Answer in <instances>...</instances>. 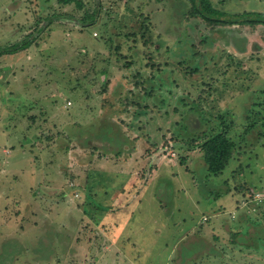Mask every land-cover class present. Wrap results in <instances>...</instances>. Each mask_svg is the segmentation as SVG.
Here are the masks:
<instances>
[{
    "label": "rangeland",
    "instance_id": "rangeland-1",
    "mask_svg": "<svg viewBox=\"0 0 264 264\" xmlns=\"http://www.w3.org/2000/svg\"><path fill=\"white\" fill-rule=\"evenodd\" d=\"M82 3L0 0V47L33 39L0 55V264H264V25L211 29L187 0ZM222 130L234 155L211 174L201 144ZM123 189L132 219L102 229ZM104 232H125L119 251L99 255Z\"/></svg>",
    "mask_w": 264,
    "mask_h": 264
},
{
    "label": "trees",
    "instance_id": "trees-1",
    "mask_svg": "<svg viewBox=\"0 0 264 264\" xmlns=\"http://www.w3.org/2000/svg\"><path fill=\"white\" fill-rule=\"evenodd\" d=\"M60 1L64 3L75 2L79 7L83 6L82 0ZM187 1H189L191 4L188 14L200 17L203 23H205L211 29H216L221 25H248L251 27L264 25V12L250 11L236 14H227L217 9L213 5L211 0ZM100 9L101 3L97 2L96 7L92 11V13H88V15L83 18L81 22L85 26L94 24L98 18ZM44 28L45 26H43V28L41 29ZM32 42L33 39L28 38L23 40L22 42H17L13 45L0 47V55L12 54L20 50H25L30 47ZM201 148L204 152V158L209 173L220 174L225 170L231 158H233L235 142L228 135L226 130H222L207 136L202 142Z\"/></svg>",
    "mask_w": 264,
    "mask_h": 264
},
{
    "label": "crops",
    "instance_id": "crops-1",
    "mask_svg": "<svg viewBox=\"0 0 264 264\" xmlns=\"http://www.w3.org/2000/svg\"><path fill=\"white\" fill-rule=\"evenodd\" d=\"M137 146L138 145H135L134 147L138 148ZM128 159H130V158H127V160H125L126 163H127ZM128 176H129L128 179L131 180V181H136V180H138L137 178H139L137 172H132V173L128 174ZM126 192H127L126 189H123L121 191L120 190H117V191L114 190L112 195L115 198L111 199L112 204H109V203L105 204L106 208H104L103 210H96L95 209L96 207L93 206L95 211L102 212L101 213L102 218H100L99 221H98V226L99 227H101L102 229L107 230L108 222L111 224V221H113V223L116 225L117 221H119V219L121 218L120 215L123 214L124 212H127L128 214L132 215L131 216V219H132L133 214H134L133 210L132 211H127V209L122 208L123 206L126 207V206L130 205V203L132 204V200L133 199H132L131 195H130V197H131L130 198L128 193H126ZM127 197H129V198L126 199ZM91 212L92 211H90V210L88 211L87 210V213H89L90 215H91ZM93 214H94V212H93ZM109 214L111 215V217L113 216L114 219L110 220L111 218H108ZM101 215H100V217H101ZM131 219H129V221H131ZM102 235H103V236H101V238L103 240L102 241L103 242L102 246L103 247L105 246V247L99 252L100 253L99 255H104L105 256L106 252H108L107 250L110 248V246H113V248L116 250L115 247H116L117 244H124V240L123 239H124L125 232L122 233V234L120 233L119 237L117 236L116 239H113V240L110 239L109 238V234L106 235L105 232L102 233ZM128 238H129V236H128ZM116 251H119V249H117ZM96 255H97V258H98V256H99L98 253ZM124 255H126V253ZM122 257H124V256H121V258H120V254H117V256L115 257V261H116L115 264H117V261L121 260ZM125 257L127 258V256H125ZM130 260H132V259H130Z\"/></svg>",
    "mask_w": 264,
    "mask_h": 264
},
{
    "label": "built area",
    "instance_id": "built-area-1",
    "mask_svg": "<svg viewBox=\"0 0 264 264\" xmlns=\"http://www.w3.org/2000/svg\"><path fill=\"white\" fill-rule=\"evenodd\" d=\"M257 196V202L256 203H260L261 199L264 197L262 196L260 193H256Z\"/></svg>",
    "mask_w": 264,
    "mask_h": 264
}]
</instances>
